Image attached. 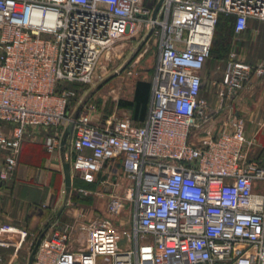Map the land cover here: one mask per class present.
I'll return each instance as SVG.
<instances>
[{"label": "built area", "instance_id": "built-area-1", "mask_svg": "<svg viewBox=\"0 0 264 264\" xmlns=\"http://www.w3.org/2000/svg\"><path fill=\"white\" fill-rule=\"evenodd\" d=\"M220 15L240 34L249 20L264 22V0H0V184L13 176L29 130L50 132L52 153L60 128L72 125L63 156L71 172L98 182L111 217L131 209L130 248L116 249L110 222L96 218L78 226L79 250L66 226L41 239L32 264H264V194L254 192L264 169L246 155L245 120L214 132L202 97ZM151 29L144 124H94L92 105L70 117L68 86L91 84L104 53L119 41L138 45ZM251 76L264 77V63L229 54L219 96H236ZM2 232L11 238L0 247L14 252L0 264H14L25 233Z\"/></svg>", "mask_w": 264, "mask_h": 264}, {"label": "crops", "instance_id": "crops-1", "mask_svg": "<svg viewBox=\"0 0 264 264\" xmlns=\"http://www.w3.org/2000/svg\"><path fill=\"white\" fill-rule=\"evenodd\" d=\"M227 48L228 56L225 60H228L229 54L233 53L237 60L243 61L252 66L257 65L260 62L264 63V22L249 20L247 29L244 32L240 34L232 33L229 37ZM225 60L211 58L208 59L205 64L207 75L203 82L202 97L207 101L211 111L209 127L214 132H217V130L228 119L232 117L243 118L246 123V140L250 143L246 149V155L249 160L255 161L264 169V167L260 165L264 163V77L258 78L256 76H251V78L245 83L243 90L236 96L220 97L219 90L221 88V74L219 72L224 69ZM211 80H216V82L213 83V85L215 84L214 89L210 94L207 90L209 87V81ZM147 82H150V79ZM81 104L77 103V101L73 103L70 101V117L78 115L83 108H85L84 105H89L84 102L82 105ZM119 110L123 112V117H128L134 126H142L148 114L147 110L144 120L137 122L132 120L129 110ZM97 112L99 113L100 111L96 108L95 114ZM93 115L91 120L94 124H104L105 120L102 119L101 121V119H99L100 116L97 118ZM68 129L69 126L60 128L59 146L52 153H49L44 145L45 140L50 136V132L41 130L28 131V134H31L32 138H27L22 142L17 165L11 180L7 185L0 184V194H4L5 192L12 194L14 203L20 204V210L16 212V208L11 209L13 212V218L11 216L9 217L8 214H0V225L12 227L16 222L22 223L29 219L36 220L41 217V225L46 224L45 228L47 227L46 229H50L48 233L46 232V234H44V236L55 230L60 231L67 226L72 230L73 237V234L75 231L77 232L80 224L89 222L86 221L87 218H84L82 211L80 212L77 210H74L71 215L73 218L72 224L64 222V219L62 218L64 211H62V209L56 212L52 220L48 221L47 217L49 212H54L56 206L60 202L58 197L60 196L59 191L61 188L65 191L64 166L66 162L63 159L65 152L64 144L70 136L72 128L70 132H68ZM63 142L64 144H62ZM71 177L72 184L70 190L73 187L74 179L82 185L95 186L101 189L98 182L94 184L83 183L72 172ZM99 179L100 177L98 178V181ZM69 193L70 191L66 194L68 195ZM41 205L46 209V212L41 213L39 209V206L42 207ZM5 211H7V209L0 206V212L5 213ZM45 231L46 230L42 231L41 234ZM77 234L76 239L81 243L83 241V236L79 232ZM10 238L11 235L9 233H0V239L4 242L9 241ZM13 238L16 239V237ZM31 243V240H28L22 244L16 255H24L25 252L28 253ZM13 252L12 247H0L1 255H12Z\"/></svg>", "mask_w": 264, "mask_h": 264}, {"label": "rangeland", "instance_id": "rangeland-1", "mask_svg": "<svg viewBox=\"0 0 264 264\" xmlns=\"http://www.w3.org/2000/svg\"><path fill=\"white\" fill-rule=\"evenodd\" d=\"M152 2V0H148ZM225 40L223 43H225ZM217 46L222 42L221 38L217 36L213 37L212 46ZM136 42L130 41H119L115 43L111 49L104 53L101 57L99 64L94 71L92 83L89 85H76L68 86V89L75 93L77 97V103H87L89 105L95 106L100 112L94 114V117H99V119H118L123 117V112L117 108V101L120 99L129 100L132 97L133 87L137 81H149L150 75L156 59V47L149 45V47H142L137 51L136 55L129 63V65L120 74H117L119 68L124 64V62L131 55L132 50L136 47ZM214 47V46H213ZM81 104V105H82ZM79 105V104H78ZM264 167V163L260 164ZM16 168V167H15ZM12 178V177H11ZM11 178L2 184H8ZM114 176L111 180H114ZM117 178V177H116ZM7 187V186H6ZM254 192L255 194H264V182L255 181L254 182ZM59 204L56 206L54 212H49L47 214L48 221L52 220L58 210L64 211L62 218L67 224H72L73 218L72 214L74 210L82 211L86 221H92L96 218H104L110 222L111 234L110 240L113 242V246L118 250H124L132 246L131 240V230H132V219H131V209L129 205H125L123 210L117 216L111 217L107 213V198L105 194L102 193L99 187L82 185L73 180V187L70 193L67 195L63 188L59 191ZM66 196V198H65ZM0 206L5 207L7 211L5 213L0 212V214H8V216L13 218L12 208H16V212L20 209V204L14 203L12 199V194L5 192L0 194ZM39 209L41 213L46 212V209L41 205ZM42 216V214H41ZM46 216V215H45ZM41 217L38 219H29L28 221H23L22 223H14L12 226L15 230H19L25 233V242L31 240V245L29 247L28 253L25 252L24 255H17V259L14 264H28V258L30 253L41 235V232L46 230L44 233L49 232V228L46 229L45 225H41ZM1 221V217H0ZM1 224V223H0ZM0 232L3 231L5 226L0 225ZM76 233V235H75ZM73 234L71 243L75 247L74 250H79L82 245L77 243V232ZM11 255H6L9 258ZM100 260H98V263Z\"/></svg>", "mask_w": 264, "mask_h": 264}, {"label": "trees", "instance_id": "trees-1", "mask_svg": "<svg viewBox=\"0 0 264 264\" xmlns=\"http://www.w3.org/2000/svg\"><path fill=\"white\" fill-rule=\"evenodd\" d=\"M232 33H234L233 19L231 17H225L223 15H220L218 18L217 25L215 27L214 34L216 38L217 36L220 37L222 42H220L217 46H215L216 41H214L213 43L214 47L212 46V49H210V55L208 59L216 58L219 60H225V58L228 56V48H227L228 40L229 37L232 35ZM224 39H226L225 43H223ZM71 86H76V85H71ZM149 100H150V83L147 81H137L134 86L132 99L131 100L120 99L117 102V107L119 109L129 110L131 113L132 120L141 122L144 120L146 112L148 110ZM76 101H77V97L74 96L71 99V102L73 103Z\"/></svg>", "mask_w": 264, "mask_h": 264}, {"label": "water", "instance_id": "water-1", "mask_svg": "<svg viewBox=\"0 0 264 264\" xmlns=\"http://www.w3.org/2000/svg\"><path fill=\"white\" fill-rule=\"evenodd\" d=\"M156 12V11H155ZM152 32V29L145 35V37L142 39V41L135 47V49L132 50L131 55L128 57V59L124 62V64L119 68V70L117 71V74H120L122 71L125 70V68L129 65V63L132 61V59L134 58V56L136 55L137 51H139L144 43L147 41L148 37L150 36ZM72 128V125L69 126L68 132H70ZM64 144V142L62 143ZM72 177H71V172H70V166L68 163H65L64 166V187H65V192L68 193L70 191L71 188V184H72ZM45 233H42L39 238L37 239L31 253L30 256L28 258V264H32L33 261V256L36 250L37 245L39 244V242L41 241V239L43 238Z\"/></svg>", "mask_w": 264, "mask_h": 264}, {"label": "flooded vegetation", "instance_id": "flooded-vegetation-1", "mask_svg": "<svg viewBox=\"0 0 264 264\" xmlns=\"http://www.w3.org/2000/svg\"><path fill=\"white\" fill-rule=\"evenodd\" d=\"M226 62H227V60L225 61V64H226ZM241 62H243V61H241ZM243 63H245V62H243ZM225 68V67H224ZM221 75V81H222V79H223V76H224V69L222 70V71H220L219 72ZM206 75H207V69H206V66L204 65V67H203V69H202V71H201V76H202V78H203V81L205 80V78H206ZM251 78V77H250ZM214 82H216V80H214V81H209V87H208V90H207V92L208 93H212L213 92V89H214V85H213V83Z\"/></svg>", "mask_w": 264, "mask_h": 264}]
</instances>
